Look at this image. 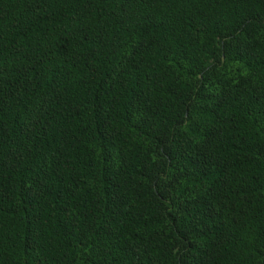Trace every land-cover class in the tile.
I'll list each match as a JSON object with an SVG mask.
<instances>
[{"label":"trees","instance_id":"obj_1","mask_svg":"<svg viewBox=\"0 0 264 264\" xmlns=\"http://www.w3.org/2000/svg\"><path fill=\"white\" fill-rule=\"evenodd\" d=\"M0 264H264V0H0Z\"/></svg>","mask_w":264,"mask_h":264}]
</instances>
